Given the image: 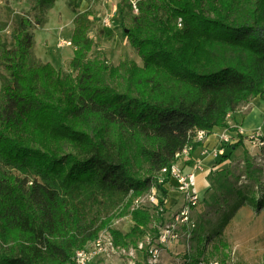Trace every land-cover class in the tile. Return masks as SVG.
Wrapping results in <instances>:
<instances>
[{
	"label": "trees",
	"instance_id": "1",
	"mask_svg": "<svg viewBox=\"0 0 264 264\" xmlns=\"http://www.w3.org/2000/svg\"><path fill=\"white\" fill-rule=\"evenodd\" d=\"M55 1L36 8L43 14ZM78 2L68 0L75 76L31 61L29 17L14 46L0 49V264H72L104 229L116 245L136 246L153 219L136 200L156 187L165 203L170 172L162 169L202 143L199 130L228 127L230 113L264 98V0H139L126 35L142 65L115 66L89 58L90 13ZM253 161L246 151V173ZM229 177L239 179L234 167L209 174L211 188L223 190L211 195L216 203L236 191ZM112 191L129 196L119 212L134 222L129 232L112 228V215L98 225L87 217L80 195L93 205Z\"/></svg>",
	"mask_w": 264,
	"mask_h": 264
},
{
	"label": "rangeland",
	"instance_id": "2",
	"mask_svg": "<svg viewBox=\"0 0 264 264\" xmlns=\"http://www.w3.org/2000/svg\"><path fill=\"white\" fill-rule=\"evenodd\" d=\"M130 6L128 0H79L77 11L90 13L89 34L94 41L90 59L99 60L108 66L118 65L124 60L142 65L141 57L126 35V29L133 26L134 16L138 14ZM114 9L116 12L112 14ZM110 15L111 26L107 27L103 20ZM23 17H29L33 21L31 31L34 33V46L31 61L42 64L49 62L61 76H75L76 73L70 66L75 47L69 42L75 28L76 14L69 7L68 0H56L43 14L36 8V0H0V49L14 46ZM37 17L44 19L41 26L36 23ZM4 76H7V73L0 64V87ZM259 130L264 134L263 129ZM251 134L246 138L240 136L244 138V143L239 150L230 153V162L227 163V168L234 167L235 174L239 175V179L229 177L230 182H235L236 191L226 196L229 200L225 204L216 203L211 199L212 194L223 191L220 188L210 186L207 193L200 195V202L191 211L195 226L191 228L181 224L179 238L162 247V257L157 264H197L200 260L218 261L220 264H264V146L254 147L247 140ZM246 151L254 160V165L248 173L245 172L244 162ZM226 154H229V146ZM215 156L221 158L222 155L215 151ZM185 157L181 156L176 162L181 168L183 166L180 161ZM4 169L19 174L14 169ZM170 180L164 183V186H167ZM80 196L86 199L88 219L95 221L97 225L111 215L114 217L110 224L112 228L126 233L134 225L129 214H119L129 196L116 191L107 192L97 195L101 201L93 205L92 201L85 197L91 195ZM154 196L164 198L162 191L154 187L150 193L140 197L137 204L152 209L153 219L145 236L150 235L156 244L160 227L172 221L174 214L183 207L185 198L179 202L182 204L179 209L169 213L167 208L164 212L155 208L152 203ZM182 196L184 197L183 193ZM164 204L166 206V201ZM92 264L149 263L147 254L137 251L133 255L97 257Z\"/></svg>",
	"mask_w": 264,
	"mask_h": 264
},
{
	"label": "built area",
	"instance_id": "3",
	"mask_svg": "<svg viewBox=\"0 0 264 264\" xmlns=\"http://www.w3.org/2000/svg\"><path fill=\"white\" fill-rule=\"evenodd\" d=\"M134 12H138V1L139 0H128ZM116 10L114 9V14ZM111 17L106 16L103 20L105 26H111ZM71 44V42H69ZM243 129L239 128L236 131L235 136H231L228 132L220 135L221 146L216 150L219 155H225L227 153V147L230 144L237 143L240 136H242ZM207 132L199 130L196 134L195 141L203 142L207 137ZM247 140L254 147L264 146V134L262 131L257 130L255 133L248 136ZM192 150V146L189 145L184 150L177 154V158L181 156H188ZM204 170V165L201 160H196L189 170H185L184 167H179L177 163L173 164L170 170L163 168L161 173L165 174L170 172V178L177 181V188L184 194L185 203L179 212L175 213L172 221L160 227L157 235L156 244H154L150 235H146L143 240H140L136 246H130L128 248L116 245L111 232L107 229L102 230L97 238L89 242V244L81 249H77L73 258L72 264H92L97 257L110 258L119 254H131L133 255L137 251L146 253L148 256L149 264H157L160 262L162 257V247L171 241L179 238L180 225L194 227L195 223L191 218L192 208L200 202V193L198 189V174ZM160 199L162 196H154L152 203L155 208L160 212H164L166 206L161 205ZM136 204L138 200H136ZM139 205V204H138ZM197 264H220L218 261H199Z\"/></svg>",
	"mask_w": 264,
	"mask_h": 264
},
{
	"label": "crops",
	"instance_id": "4",
	"mask_svg": "<svg viewBox=\"0 0 264 264\" xmlns=\"http://www.w3.org/2000/svg\"><path fill=\"white\" fill-rule=\"evenodd\" d=\"M228 124V127H216L212 133L207 134L206 139L198 147L191 150L190 154L180 161L185 170H189L196 160L202 161L204 170L198 174V189L202 196L207 193L210 187L209 174L227 168V163L230 162V156L222 162L218 156H215V151L222 144L220 135L228 132L231 136H235L236 131L242 128V136L246 138L247 135L256 130H264V99L261 96H257L241 105L236 111L230 113ZM239 148L234 152L239 150ZM166 187L168 189V195L165 199L166 208L167 212L172 213L182 206L179 202L183 201L184 197L178 190L175 179H171Z\"/></svg>",
	"mask_w": 264,
	"mask_h": 264
},
{
	"label": "water",
	"instance_id": "5",
	"mask_svg": "<svg viewBox=\"0 0 264 264\" xmlns=\"http://www.w3.org/2000/svg\"><path fill=\"white\" fill-rule=\"evenodd\" d=\"M128 30V29H127Z\"/></svg>",
	"mask_w": 264,
	"mask_h": 264
}]
</instances>
